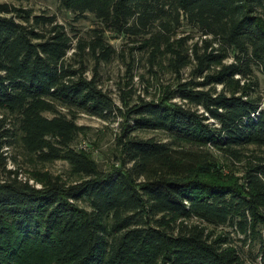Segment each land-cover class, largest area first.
<instances>
[{
  "label": "trees",
  "instance_id": "1",
  "mask_svg": "<svg viewBox=\"0 0 264 264\" xmlns=\"http://www.w3.org/2000/svg\"><path fill=\"white\" fill-rule=\"evenodd\" d=\"M59 1L101 25L74 42L55 15L0 2V160L18 135L39 162L67 160L79 179L35 171L37 187L0 164V264H264V95L255 74L264 73V0ZM184 20L201 44L174 37ZM107 31L144 37L149 60L168 58L179 80L132 105L119 163L103 170L73 144L84 128L76 112L105 116L114 106L84 59L112 60ZM187 67L193 77L183 80ZM250 146L260 153L246 156ZM216 153L243 168L225 173L231 165ZM222 226L258 243L252 260Z\"/></svg>",
  "mask_w": 264,
  "mask_h": 264
},
{
  "label": "rangeland",
  "instance_id": "2",
  "mask_svg": "<svg viewBox=\"0 0 264 264\" xmlns=\"http://www.w3.org/2000/svg\"><path fill=\"white\" fill-rule=\"evenodd\" d=\"M0 2H8L17 7L31 9L35 14L55 15L57 21L64 24L66 30L74 37V42L79 37L90 38L93 35V29L101 25L91 12L78 17L75 12L63 7L59 0H0ZM154 28H156V25ZM175 31V38L189 35L193 38H189L188 44L196 40L201 44V31L190 27L185 20L181 26H176ZM105 37L117 50L112 60L102 61L100 64L95 65L93 55L89 52L85 53L84 59L90 68L86 74L91 76L95 69L97 70L99 86L112 98L114 106L111 111L106 112L105 116L94 115L86 111L76 112L78 115L77 122L84 128L79 133L73 147L90 152L100 168L108 170L113 164L119 163L117 159L120 151L116 142L118 135L131 120L128 110L132 105L138 103L141 98L146 100L158 99L165 87H173L176 84L179 76L171 68L168 58L160 57L154 61L149 60V52L139 47L144 37L118 36L111 31H107ZM71 53L72 51L69 52V55ZM80 58L81 56L77 55L72 62L79 64ZM255 74L259 81L256 92L264 95V73L255 68ZM181 75L183 80L192 78L191 68H184ZM218 89H220V86H218ZM59 109L65 113L69 111L63 107H59ZM48 115L51 114L48 113ZM9 125L11 126V124ZM133 134L143 138L154 137L159 140H168L169 138L167 133L161 130H135ZM10 141L12 144H7L2 150L3 155L6 157L5 162L0 160V164L4 165L5 163L6 169L19 170L20 178L30 179V182H34L37 187H40L41 183L32 179V173L35 171L49 172L51 175L59 176L68 182L79 179V176L73 173L72 166L67 160L57 159L45 163L39 162L35 155L25 151L18 135L12 136ZM243 152L247 156L260 153V150L250 146V148L244 149ZM216 154L222 161L231 165L228 167L225 164V173L230 172V167L239 171L243 168L245 160L234 163L232 159H227L220 153ZM0 171V175L5 174L2 168H0ZM81 204L86 205L85 201H82ZM224 228L230 231L235 244L242 246L247 258L252 260L258 250V243L254 241L244 243L243 235L239 234L235 227H218L217 232L223 231ZM251 260H249L250 263Z\"/></svg>",
  "mask_w": 264,
  "mask_h": 264
}]
</instances>
